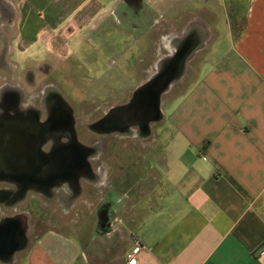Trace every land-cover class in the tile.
<instances>
[{"label":"crops","instance_id":"0c3cea01","mask_svg":"<svg viewBox=\"0 0 264 264\" xmlns=\"http://www.w3.org/2000/svg\"><path fill=\"white\" fill-rule=\"evenodd\" d=\"M94 1L50 0L54 8L37 17V0H24L9 23L20 29L15 37L26 47L57 29L69 33L68 24L60 25L65 16L85 22ZM227 1L225 35L219 36L212 7L187 10L180 29L169 35L172 51L155 59L143 83L177 52L176 40L189 28L201 34L186 56L195 55L193 63L169 86L175 91L166 112L160 99L161 116L154 122L162 126L141 136L134 164L122 163L116 152L108 168L93 170L94 187L109 189L116 213L111 222L92 234L46 229L17 249L22 255L13 264H127L136 245L134 264H264V0ZM231 11L242 17L232 22ZM140 159L144 163L136 164ZM143 188L158 194H150L148 209L129 225L127 217L142 203L133 200L134 190ZM104 195L95 203L106 202Z\"/></svg>","mask_w":264,"mask_h":264},{"label":"rangeland","instance_id":"374dc122","mask_svg":"<svg viewBox=\"0 0 264 264\" xmlns=\"http://www.w3.org/2000/svg\"><path fill=\"white\" fill-rule=\"evenodd\" d=\"M23 1L0 0V4L19 9ZM124 1H133L138 6L129 4L128 8L124 7ZM48 2L50 0H37L38 6L36 5L32 15L44 16L46 9L54 8V6L48 7L50 6ZM99 2L102 8L94 9L96 5L93 4ZM227 6V0L207 2L206 0H117V2L95 0L86 9L85 19H88L85 22L82 16L78 21L79 25L68 21L65 16L60 25L68 24L72 29L69 33H61L62 29H57L55 32L58 33L55 36L53 31V36L39 38L26 47L19 44L20 29L11 28L9 18L0 15V57L4 56L3 62L7 64L0 67V87L18 85L22 88L20 92L22 101L35 103L39 109V103L45 94L44 90H41L42 86L46 83L56 85L71 108L79 141L94 151L97 150L90 159L96 156L98 158L86 162L93 176L82 177L75 193L72 192L70 185L65 183L58 189H52L46 194L48 196L45 195L46 197L40 193H29L28 197L18 205V210L23 216L25 244L36 241L44 230L51 227L71 234L74 231L92 234L95 229L101 227L100 225L104 226L105 221L108 222L115 217L116 213L110 211L112 205L108 200L109 189L106 191L104 188L94 187L93 170L96 167L108 168L112 162V154L116 152L122 163L134 164L131 157L136 153L135 150H140L142 147L141 136L158 130L162 125L151 122L146 134L139 136L136 134L137 129L133 128L131 131H134V134L121 138L114 131L96 129L93 125L112 106L127 103L134 90L155 70L157 65L155 59L172 51L173 39L169 38V35L178 31L181 21L187 19V16H184L185 11L212 7L215 16L214 25L219 29V36L222 37L227 33V19H229L225 14ZM94 14L96 16L90 19L89 16ZM240 15L231 11L229 17L233 22V19L235 21L238 17L241 18ZM202 17L204 22L208 20L206 14ZM16 31L18 38L15 37ZM1 35L6 40L2 39ZM163 40H166L165 43ZM193 56L184 59L183 71L191 66L195 59V55ZM42 63L50 66L47 76H38L37 83L43 81L42 86L39 88L37 84H27V74L31 72L39 74L38 68ZM174 91L173 86L161 96L163 112H166L170 106ZM26 155L30 157V152ZM2 156L8 155L3 153ZM2 163L3 161L0 162V172H4V169H9L11 172L15 170L13 165L10 166V162L6 166ZM142 163L144 162L141 159L136 162V164ZM141 174V172L138 174L140 178ZM138 190H134L133 200L142 203L137 204L139 210H135L136 214L133 213L131 218L127 217L129 225L136 223L137 219L134 220V216H140L148 209L150 194L155 196L158 194L157 188L153 190L154 193L147 191L146 188L140 193ZM103 193L107 201L96 204L95 200ZM9 212L7 209V215H10ZM102 213H106V217H103ZM113 221L117 220L113 219ZM21 255L22 252L15 253L6 264H13V261L21 258Z\"/></svg>","mask_w":264,"mask_h":264},{"label":"flooded vegetation","instance_id":"af4514ba","mask_svg":"<svg viewBox=\"0 0 264 264\" xmlns=\"http://www.w3.org/2000/svg\"><path fill=\"white\" fill-rule=\"evenodd\" d=\"M123 4L127 8L129 4L137 5L133 1H124ZM0 15L8 17V21L11 22L15 11L13 8L0 4ZM1 36L4 39L3 35ZM201 37V34L197 36L195 31L189 28L181 38L176 40L177 52H172L170 56L179 52H188ZM3 60L4 56H1L0 67L7 65ZM49 70L50 66L42 63L38 68L39 74L32 72L27 74V84H37L40 88L44 82L37 83L38 76H47ZM41 90H44L45 94L38 109L39 106L35 103L22 101L20 95L22 88L18 85L0 87V156L3 153L8 155L6 161L12 162L15 169L12 172L9 170L0 172V228L11 224L13 230L11 240L4 244V249L0 248L2 262L11 260L17 249L26 242V235L20 237L15 223L19 222L20 227L24 228L23 216L18 210V205L28 197V194L35 192L45 196L52 189H58L65 183L70 185L72 192L75 193L82 177L93 176L88 163L83 166V159L85 162L98 159L97 156L90 159L97 150L94 151L79 141L71 108L59 93V88L54 84L46 83ZM133 128L137 129L136 134L139 136L147 133V130L139 126H130L114 133H117L120 138L130 137L135 133L131 131ZM28 152L30 157H26ZM26 165L30 167V173L22 172V168ZM7 209L10 215H7ZM7 243L13 245L11 246L13 251L8 254L4 251L8 246L10 247Z\"/></svg>","mask_w":264,"mask_h":264},{"label":"water","instance_id":"95a60500","mask_svg":"<svg viewBox=\"0 0 264 264\" xmlns=\"http://www.w3.org/2000/svg\"><path fill=\"white\" fill-rule=\"evenodd\" d=\"M187 54L188 52H179L173 56H168L160 64L158 72L134 90L127 103L111 108L103 118L93 125V128L103 129L110 132L123 131L130 126H139L143 130H148L151 122L159 120L161 116V95L166 92L171 83L181 74L184 59ZM7 157L0 156V162ZM9 162L10 161H5L7 165ZM85 165L86 162L83 159V166ZM15 227L19 230L20 237H23L24 229L20 227L19 222L15 223ZM12 232L11 224L0 228V248L4 249V244H6L8 240H11V237H13ZM9 245L10 247L8 246V248L4 250L6 254L13 251L11 250V246L13 247V245Z\"/></svg>","mask_w":264,"mask_h":264},{"label":"built area","instance_id":"2783aa9c","mask_svg":"<svg viewBox=\"0 0 264 264\" xmlns=\"http://www.w3.org/2000/svg\"><path fill=\"white\" fill-rule=\"evenodd\" d=\"M139 245H136L129 253L126 255V263L134 264L135 263V254L139 251Z\"/></svg>","mask_w":264,"mask_h":264},{"label":"bare ground","instance_id":"6f19581e","mask_svg":"<svg viewBox=\"0 0 264 264\" xmlns=\"http://www.w3.org/2000/svg\"><path fill=\"white\" fill-rule=\"evenodd\" d=\"M49 106H50V105H49ZM48 109H49V108H48ZM47 111H48V110H47ZM36 131H37V130H36ZM36 131H35V132H36ZM12 167H13V166H12ZM8 170H9V169H8Z\"/></svg>","mask_w":264,"mask_h":264}]
</instances>
